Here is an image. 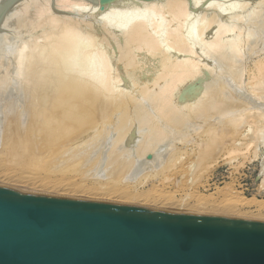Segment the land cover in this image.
<instances>
[{"label":"bare ground","instance_id":"obj_1","mask_svg":"<svg viewBox=\"0 0 264 264\" xmlns=\"http://www.w3.org/2000/svg\"><path fill=\"white\" fill-rule=\"evenodd\" d=\"M199 1L0 0V186L264 222L263 198L192 187L264 147V56L242 79L264 0Z\"/></svg>","mask_w":264,"mask_h":264},{"label":"water","instance_id":"obj_2","mask_svg":"<svg viewBox=\"0 0 264 264\" xmlns=\"http://www.w3.org/2000/svg\"><path fill=\"white\" fill-rule=\"evenodd\" d=\"M0 264H264V222L0 186Z\"/></svg>","mask_w":264,"mask_h":264},{"label":"rangeland","instance_id":"obj_3","mask_svg":"<svg viewBox=\"0 0 264 264\" xmlns=\"http://www.w3.org/2000/svg\"><path fill=\"white\" fill-rule=\"evenodd\" d=\"M235 1L237 3V1H240V0H200L199 4L202 5L203 7H205L207 4H209V5L211 4L217 8H225L231 4H234ZM241 1H243V0H241ZM244 1H248V3H249L248 6H250V5L254 4V2H256L257 0H244ZM14 2H15V4L17 3L16 1H14ZM13 5H14V3H13ZM144 14H147V12H144ZM196 15H197V13H195V19L197 18ZM190 18L192 20L191 22H194V20H193L194 16L190 17ZM263 56H264V44L262 47L259 48V50L256 53L250 55V57H249V55L247 56V60L245 59L246 60V62H245L246 71L242 75L243 76L242 79L244 80V82L248 81V78H249L248 75L251 74V68L252 69L254 68L255 61H257V59L262 58ZM187 86H189V85H187ZM247 131H248V128L246 127L243 130V132L241 133V136H239V137L242 138V136H244L245 134L248 133ZM177 146L181 147V145H177ZM191 148L194 149V146L190 147V149ZM247 150H248V152H247ZM247 150L246 149L244 150V148H243L242 150L237 152L235 158L232 157L233 160L230 158L231 161H229L228 156L223 157L224 155H227V154L221 153L222 155L219 154V158L217 156H216L217 158L214 157L213 159H217V160H213V161L211 160L213 167L209 165L210 166L209 171H208V169H205V168H202L203 170L202 169L200 170L202 173H200V172L199 173L202 176L204 174L203 171H205V170H207V172H209V173L206 172L204 178L202 176H200V182L203 185V187H202V185H200V182H198L199 184L197 183L199 185L197 187H196V185H197L196 183H195L196 185L195 184L192 185L194 192H196V191L198 193L201 192L200 194H203V195L205 194L206 196H208V194H212L213 196H216L217 194H215V193H217L218 188L220 190V188H222V187H224L226 189V187H228V186H229V188L233 186V191L236 190V191H238L237 193H240V194L242 193L241 194L242 196H246V197H252L253 196L257 199H261V198L264 199V180H263L264 173H262V172H264L263 171V169H264V162H263V160H264V147L263 146L257 147V151H256L257 154L254 158H253V154H252L253 147L250 149H247ZM242 154H243V156L246 154L245 155L246 158H243ZM184 156H186V154ZM220 156H222V157H220ZM229 156L231 157V155H229ZM227 159H228V161H227ZM261 162H262V165H261ZM201 177L203 179H201ZM151 181H153V182H151ZM157 181H158L157 178H152V179L150 178L149 181H147V183L144 185V187L145 188L150 187L151 183H158ZM184 182H186V181H184ZM184 182L182 184H184ZM190 184H191L190 182H186V184L181 185L180 190H178L177 195L178 196H180V195L184 196L185 195V197H186L187 194L190 192V189H191L190 194H192L193 190H192V187ZM6 187H10V186H6ZM12 187L14 188V186H11L10 188H12ZM216 188H217V190H216ZM15 189H17L16 186H15ZM28 191L31 193L35 192L33 190L32 191L28 190ZM25 192H27V190ZM39 192H41V191H39ZM57 193H54V194L50 193V195L51 196H58L60 194L58 197H60V196L61 197L65 196L66 198L67 197L68 198L76 197L75 195L74 196L73 195L67 196V195H61V193H58V194ZM42 194H45V192H42ZM48 194L46 192V195H48ZM115 203H117V202H115ZM162 210H164V209H162ZM244 210L247 211L246 209H244ZM244 210H242V211H244ZM238 219H244V218L239 217ZM249 220H254V219H249ZM254 221H256V220H254Z\"/></svg>","mask_w":264,"mask_h":264}]
</instances>
